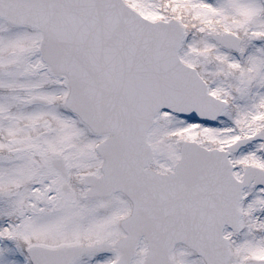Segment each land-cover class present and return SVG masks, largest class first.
Wrapping results in <instances>:
<instances>
[{"label":"snow or ice","instance_id":"obj_1","mask_svg":"<svg viewBox=\"0 0 264 264\" xmlns=\"http://www.w3.org/2000/svg\"><path fill=\"white\" fill-rule=\"evenodd\" d=\"M0 264H264V0H0Z\"/></svg>","mask_w":264,"mask_h":264}]
</instances>
